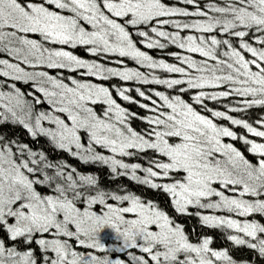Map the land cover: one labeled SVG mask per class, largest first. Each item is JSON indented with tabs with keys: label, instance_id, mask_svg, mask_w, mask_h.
<instances>
[{
	"label": "snow or ice",
	"instance_id": "snow-or-ice-1",
	"mask_svg": "<svg viewBox=\"0 0 264 264\" xmlns=\"http://www.w3.org/2000/svg\"><path fill=\"white\" fill-rule=\"evenodd\" d=\"M183 3L193 5L196 10L172 7L165 0H0V51L8 52L30 67L46 65L48 68H67L72 71L87 69V75L101 79L115 76L123 81L156 83L167 85L168 88L187 84L188 88H181V92L189 88L229 85L218 93L200 91L193 96V101L202 105L205 112H210L211 117L228 120L232 125L242 126L252 136L264 138V130H260L264 129V117L255 122L259 125L258 129L246 120L234 118L224 111L212 110L203 103L205 98L216 101L234 95L244 99L238 101L237 106L228 107L229 112L264 106V0H225L224 6L210 4L209 11L219 15H209V11L199 7L198 0H183ZM175 16H200L205 19L194 23L161 19ZM121 20L123 23L119 22ZM153 21L157 25L171 23L176 29H192L201 33L219 30L238 38L239 49L229 39H217L215 35L207 39L203 35H189L182 39L178 32L169 33L152 26L150 31L156 37L205 58L197 63L189 56L177 55L182 63L198 73L192 76L184 67L155 60L137 47L128 26L149 25ZM26 34H38L43 41L71 48L88 46L87 50L92 55L104 53L131 57L142 66L179 73L188 76V79L153 77L150 81L140 71L118 70L99 63H89L71 51L47 48L42 42L29 39ZM250 34L257 46L245 40ZM137 35L144 38L140 43L148 49L166 47L158 39H152L147 31H139ZM222 45L227 50L218 54ZM244 53H250V58ZM208 60L215 63L209 64ZM0 66H3L0 76L35 82L36 91L53 105L54 111L67 114L66 119L70 124L46 112H40L32 124L33 104L23 98V93L15 85H12L14 93L0 92V100L7 99L9 102L7 111L34 138L38 135L48 136L58 147L69 151L75 145L77 152L74 155H79L85 162L91 160L110 164L113 172H116L117 167H130L133 179L169 194L175 211L181 214L187 213L189 206L223 208L241 217L264 214V143L238 136L229 127L218 125L179 95L170 98L156 91L154 95L162 102L158 104L137 88L138 95L151 100L154 106L139 105L154 113L152 116L138 117L149 125L140 133L128 124L129 118L136 114L127 112L117 104L107 87L75 79L71 80L70 87L46 72H26L19 64L9 63L6 59H0ZM117 91L123 100L136 103L126 94L130 89L120 88ZM12 101L15 103L12 104ZM40 102L39 98L35 100L36 104ZM97 103L107 105L103 115H98L89 106ZM17 109L22 115L17 114ZM43 120L54 123L56 130L43 128ZM81 132L87 134L89 142L113 154L129 156L133 155L129 150H152L166 160H151L152 166L144 168L145 176L140 178L135 175L136 169L141 167L139 164L128 165L114 156L106 157L91 148L84 149ZM224 137L240 139L248 146L247 151L256 158H246L231 143H224ZM2 140L3 137H0ZM25 148L26 145L19 149L21 155ZM36 155L28 151L29 157ZM13 156L9 145L0 147V230L5 232L10 241L23 240L29 248L23 252L17 251L0 237V264H125L123 259L101 260L91 253L83 255L73 250L71 240L83 248L104 250L106 246L100 243L99 233L105 227L112 229L117 239L122 241L117 252L138 248L143 253H127L131 256V264H213L210 257L234 264L226 250L214 251L210 248V238L205 237L199 243L190 242L183 227L155 202H143L132 194L119 195L103 191H98L95 196L86 195L81 189L95 185V177L81 175L78 183L71 173L65 177L61 166L45 164V168H56L55 175H49L41 169L30 167L28 160L18 162ZM40 159L44 157L41 155ZM30 162L33 165L38 163L35 159ZM37 172L41 173L42 178L35 175ZM58 178L63 183H55L52 194H42L37 190L36 185H50ZM152 178L170 182L156 183ZM214 185H221L223 189L237 195H226L225 191L217 190ZM246 196L259 198L246 199ZM210 197L219 199L202 202ZM108 200L120 204L128 202V206H114ZM78 201L85 203L86 207H78ZM94 205H103L104 210L94 211ZM127 214H132L133 218H128ZM200 219L208 227L226 226L253 241L257 240L258 234L264 237V224L254 221L241 223L236 219L212 215H202ZM243 237L229 235L227 239L237 246L246 245L257 250L260 256H264V238H260L257 243ZM33 243L38 246L39 256H34L30 248Z\"/></svg>",
	"mask_w": 264,
	"mask_h": 264
},
{
	"label": "trees",
	"instance_id": "trees-1",
	"mask_svg": "<svg viewBox=\"0 0 264 264\" xmlns=\"http://www.w3.org/2000/svg\"><path fill=\"white\" fill-rule=\"evenodd\" d=\"M165 3L172 6V7L187 9L189 11H195L196 10L193 5H187V4L183 3V0H165ZM210 4H216L218 6H224L225 0H198L199 7L205 11H209V5ZM209 15H219V14L209 11ZM161 19H168L170 21L175 20V21H178L180 23H194V22L202 21L205 18L200 17V16H187V17L175 16V17H164ZM152 26H157L160 30L167 31L169 33H177L178 32L182 39L186 38L189 35H193L196 37L203 35L206 39L210 38L213 35H216L218 39H229L230 42L232 43V45L234 47H236L237 49H239V39L238 38H236L234 36H229L225 33L220 32L219 30H217L213 33H201V32H198V31H195L192 29H184V30L176 29L172 26L171 23L166 24V25H162V26L157 25L156 21H153L149 25H138V26H136L137 27L136 30L147 31V32H149V36L152 39H158L161 43H164L166 45V47L163 49H160V48L148 49L142 43H140V41H142L144 38L139 37L136 33H134V37L138 42V43L136 42V45L140 50L145 51L147 54L152 56L153 59H155V60H163L164 62L169 63L170 65L184 67L186 72H189L190 75H192V76L198 75V73L194 69H189L186 64L182 63L181 59L177 58V55H179L180 57L189 56L193 60H195L196 57H199V58H204V57L200 56L199 53H192V52H188L186 49H180L177 45L172 44L170 41L165 40L164 38L156 37V35L154 33H151V31H150ZM132 28H133V26H130V25L128 26V30H130ZM171 29H173V30H171ZM252 39L253 38H252L251 34L248 37H245V40L253 43L254 46H257V45H255V43ZM61 46L67 47L66 45H61ZM78 47L85 48L86 50L88 48V46H77L75 48H78ZM220 49H221V51H226L227 47L222 45V46H220ZM244 54L246 56L251 55L250 53H244ZM86 55L95 56V55L90 54L89 52H87ZM115 55L116 54H109L108 56L112 59H115V57H114ZM248 58H250V57H248ZM0 59H6L9 61V63H16L13 61L19 62V60L17 58H12L9 55H6V56L0 55ZM124 62H125L124 67L126 69L140 71L141 73L145 74L150 81L152 80L153 77H156L157 79H178L182 75L179 73H169L166 70L157 68L158 72H160V74H161L160 76H158V74L154 72V70H156V69H150L146 66H142V65L138 64L131 57H126L124 59ZM16 64H18V63H16ZM19 64H20V67H22V68L24 67L27 70L29 68L34 69V67H30L29 65H27L23 62H19ZM108 67L116 68V64H110ZM39 68H41V65L39 66ZM45 69L47 72H58V71H56L57 70L56 68L45 67ZM116 69H118V68H116ZM79 71H84V70L83 69H76V70L72 71V70H69L67 68H62L61 72L67 73V74H64L63 76H61L58 79L62 80L66 84H69L68 78H73L77 81H79L80 78H87V79L94 80V81L98 82L99 84L106 82V79L88 78L85 76V74H82ZM73 74L77 75L78 77L74 76ZM0 78L2 79V81H4L3 84H6L7 82H13L12 80L8 81L5 76L0 77ZM110 78H112L113 82H111V84L108 86H113V87H116L118 89L126 88V87H124V85H125V86L132 88L133 90L139 88L141 91H144L145 94H146V92L149 93V94H146L147 96L151 95L152 89H154L155 92L159 91V92L163 93L164 95L169 96L170 98H173V97L179 95L186 103L191 104L192 107L196 111H198L202 115L208 116L209 118H212L214 120H217L218 118L211 117V113L205 112L203 110L202 105L194 103L193 96L200 91H204L206 93H218V92L226 90L228 87H230L229 85H224L220 88H212V87H205L203 89H191V88H189L188 91L181 92L180 91L181 88H188L187 84L174 86L173 88H170L168 90H164L162 88H164L165 85H161V84L141 83V82H138L136 80H133V81L129 80L127 82H123L120 78L115 77V76H112ZM179 79L187 80L188 76L182 75ZM16 81L17 82H13V83L17 86V89H19L20 92L23 93V98L30 103L33 101V108L37 105L38 106V108H36L37 111H39V110H40V112H47L48 111V109L46 107L47 102L40 98V94H38V96H37V98H39L41 100V102L38 104H36L33 99L26 97L25 92H30V93L34 94V92L31 91L33 81H27V82H25L24 80H16ZM123 83H125V84H123ZM1 84H2V82L0 83V86H1ZM21 86H24V88H21ZM133 93H134V91H133ZM117 96H116V98H117ZM133 97L137 98L139 102L140 101L145 102V100L136 96L135 93H134ZM242 99H244V98L237 97V96L233 95V96H230L228 98H222V99L216 100V101L209 100V99L205 98L203 103L205 105H207V107L212 109V110L224 111V112H227L229 115L233 116L234 118L246 120L249 123L253 124V126H255L259 129V125H257L255 122L259 118L264 117V106H253V107L247 109L246 111H237V112H229L228 111V107L237 106V102L242 100ZM247 99H251V97H248ZM151 100H152V98H151ZM151 100H150V102H151ZM158 100H159V98H158ZM158 100H157V103L160 104V101H158ZM8 104H9V102H7L4 105L0 104V112L3 111L2 110L3 108H7ZM12 104H13V102H12ZM97 104L102 105L103 103H97ZM92 106H93V110L97 111L96 105H92ZM37 111L33 110V113L37 112ZM129 111H130L129 113L136 112L135 109H130ZM17 114L20 115V111H18ZM48 114L51 115V113H48ZM148 116H151V115H147L146 113H145V115H143V117H148ZM6 118H5L6 120H9L8 118H10V117H6ZM11 118L13 120L14 125L18 124V126H20V127L10 126V125L5 123V121H4L5 119L4 120L0 119V137H3V140L0 141V147H2L4 145H9L12 149V152H13L14 147H15V150H19L21 147L26 145L27 148H25L24 153L22 154V156H20L21 157L20 160H27L26 157L24 156V154H26V152H28V151H33V152L37 151L38 153H40L44 157V159L41 160L40 162L38 161L39 167H36L35 165L31 166L30 165L31 163H29L30 167L41 169L44 172H47L49 175H55L56 168L52 167L51 169H48L49 171H47L45 169V167L43 166L42 162L45 161L46 163L51 164V165L61 166L62 170L65 173V177L67 176L68 173H71L73 176V179L77 180L78 183H79V176H81V175L93 176L96 178L97 183L93 186H85L84 188L81 189V191L85 192L86 195L88 192H90V193H92L90 196H95L98 191H103V192L114 193V194H119V195L132 194V195L140 197L143 202H147V201L155 202L163 211H165V213L171 219L178 221V223L183 227L184 232L188 236L190 242L199 243L200 241H202L203 238L208 237L212 241L210 244V248L214 251L226 250L228 252V255L231 257V259L234 261L235 264H264V256H260L257 250H253V249L247 247L246 245L237 246L232 241L227 239V237L229 235H237V236L243 237L242 233H238L235 229H228L226 226H224V227H208V226L204 225L200 219V217L202 215H212V216H216V217H220V216L221 217H229L228 215H230L232 217L233 216L235 217V215L233 213L227 214L226 212H223L220 209H209L208 212H206V213H202V212L199 213L200 211H202V208L194 207V206H189L187 213H185V214L178 213L173 208L171 196L169 194L163 192L162 190L152 189L148 185L139 183L136 179L128 180L125 177H118L116 179H113L111 171L109 170L108 166H106L105 164H102L98 161H88V162L80 161V160L73 157L74 156L73 153L75 152V149L73 148V146L71 148V151H69V150L62 149V148L58 147L52 141V139L48 136L38 135L34 138L25 127L23 128V125L21 123L17 122L15 118H13V117H11ZM60 119H64L66 123L70 124V121H68L64 115H62V117ZM131 119H134L136 121V126H132V128L138 132V130L135 127H137V126L139 127V124H140L139 121L136 120V118H134V117H130L129 118L130 124L135 123V122L131 123ZM221 120H222L224 126L229 127L230 130L236 132L238 136L243 135V136H246L248 139L253 140L254 142L264 143V138L252 136L250 133H247L246 129H244L242 126L232 125L228 120H225V119H221ZM41 125L45 128L50 129V130H54V131L56 130L52 126V125H54V126H56V125L54 123L49 125L46 123V120L41 121ZM146 126H147V122L145 121V122H143V124L140 128V133L144 132ZM260 130H264V129H260ZM80 135H81V141H82V139H85L88 141L86 133L81 132ZM224 140H230L231 144L234 147H236L239 151H241L246 156V158H248L250 160L256 158L253 156V154H251L247 151L248 146L245 145L240 139L232 140L231 138H228V137L225 138L224 137L223 141ZM89 143L92 145L91 142H89ZM92 146L96 149L97 153L104 155L106 157L109 156V153L107 151L103 150L102 148H97V146H99V145H95V146L92 145ZM130 152H132L134 154L130 156L131 160L128 157L126 158V163L128 165H130V164L131 165H133V164L141 165V160H139L138 162L135 161V159L138 156L147 157V158H150L152 160L153 159H161V160L165 159L164 157H161L158 153H153L152 150H147L145 152H138V151L130 150ZM19 153H20V151H19ZM40 154H38L37 157H41ZM117 157L119 158L118 155H117ZM155 157H157V158H155ZM147 167H149V166H147ZM73 169H75L74 172L72 171ZM38 174L39 175H36V174L35 175L41 176L40 172H38ZM135 175L137 177H140V178L145 176V175L137 173V172H135ZM41 178H42V176H41ZM57 182L63 183V180L58 178L56 183ZM51 183H54V182H51ZM53 188H54V186H52L50 184V185H43V187H41V188L37 187V190L40 191L42 194H52ZM232 193H234V192H232ZM213 198H218V197H213ZM254 198L255 197H248L247 196V199H253L254 200ZM107 202L110 204H113L114 206H121V207L122 206H128L127 202H124L123 204H120L119 202L112 201V200H108ZM77 206L80 208H84V207H86V204L78 201ZM93 210L97 211V212L103 211L104 210L103 205H94ZM127 217L133 218L132 214H127ZM249 217H251V215L247 216V217H241L237 214V216H236V218H245V219L250 221L251 218H249ZM263 224H264V220H263ZM153 230H155V226H153ZM112 234L115 235V238L113 239L112 243L109 242V245H108L105 241H103L102 243L100 242L101 244H104L106 246V248L104 250L90 249V251L87 253H91L92 255H95L101 260H104V259L111 260L113 258L123 259L125 261V264H131V256H129L127 253L131 252L134 255H143V253H141L138 248L137 249H127L124 252H117V251L113 252V250L111 249V246H113L117 249L122 245V241L117 239L116 233L113 230H112ZM0 237H3L9 246H14L17 251L23 252L25 250H28V248H29V246L25 245L23 240H18L17 242L10 241L7 238V236L3 230H0ZM243 238H245L246 240L248 239V241L250 239L249 242H257L258 243V241H256V240L253 241L252 238H247V237H243ZM258 238L260 239V238H264V237H261L258 234ZM30 248H31V250H33L34 256H38V254H40L38 246L35 243H33L30 246ZM108 248H109V250H108ZM73 250L81 253L79 248L78 249L73 248ZM210 258L213 259V263L217 261V260H215L214 257H210ZM224 263L226 264V262H224ZM150 264H151V262H150Z\"/></svg>",
	"mask_w": 264,
	"mask_h": 264
},
{
	"label": "rangeland",
	"instance_id": "rangeland-1",
	"mask_svg": "<svg viewBox=\"0 0 264 264\" xmlns=\"http://www.w3.org/2000/svg\"><path fill=\"white\" fill-rule=\"evenodd\" d=\"M64 14H66V15H71V13H67V12H64ZM119 22H121V23H123V21H119ZM90 27V26H89ZM137 29V27H133L132 29H130V30H128L129 32H130V34L132 35V38H133V40H134V42L136 43L137 42V40L135 39V37H134V33H136L137 34V32H139V30H136ZM171 30H173V29H171ZM5 31H11V30H9V29H5ZM27 35V37L29 38V39H34V40H37V41H40V42H42L43 44H44V46L45 47H47V48H52V49H63V50H67V51H71L74 55H76L78 58H81V59H84V60H86L87 62H89V63H99V64H102L104 67H108L110 64H116V68H118L119 70H125L126 68L124 67V65H125V62H124V59L126 58V57H120L119 55H115L114 57H115V59H112V58H110L108 55L109 54H104V53H101L100 55H96V57L95 56H89V55H86V53L87 52H89L88 50H86L85 48H81V47H78V48H71L70 46H67V47H65V46H61V45H59V44H52V43H49V42H47V41H43L42 40V38L38 35V34H26ZM216 36V35H215ZM217 37V36H216ZM218 39V38H217ZM253 40V39H252ZM254 41V40H253ZM138 43V42H137ZM144 45V44H143ZM220 52H222L221 51V49L219 48L218 49V54L220 53ZM0 53H5L6 55H9L8 54V52H6V51H0ZM90 53V52H89ZM10 56V55H9ZM12 57V56H11ZM246 57H249V56H246ZM12 58H15V57H12ZM109 58V59H108ZM222 59H225L224 57H221ZM113 60V62H110V61H112ZM195 60L197 61V63H200L201 61H203V60H205L204 58H199V57H196L195 58ZM118 61H119V63H118ZM13 62H16V63H18L19 64V62H22V60H19V62L18 61H13ZM208 63H210V64H214L215 62L214 61H211V60H208ZM20 65V64H19ZM39 66L40 65H38L37 67H34V69L33 68H29L28 70L27 69H25L24 67V70L26 71V72H46V73H48V75L49 76H52V77H54V78H60L61 76H63L64 74H67V73H62L61 72V69L62 68H56L57 70L56 71H58V72H47L46 71V69H45V67H47L46 65H41V68H39ZM3 66H0V68H2ZM84 71H79L80 73H82V74H85V73H87V69H83ZM154 72L155 73H157L158 74V76H160L161 74H160V72H158V70L156 69V70H154ZM69 74V73H68ZM74 76H77V75H75V74H73ZM85 76L86 77H88V78H93V79H101V78H98V77H96V76H91V75H87V74H85ZM182 76V75H181ZM180 76V77H181ZM7 77H9V81H10V76H7ZM78 77V76H77ZM110 77H112V76H110ZM107 78L106 79V82H104V83H101V84H99L98 82H96V81H94V80H91V79H87V78H80V80L78 81V82H83V83H92V84H95V85H97V86H99V87H107L108 89H109V91L111 92V95H112V98L116 101V103L117 104H119L122 108H124L125 110H127V112H130L129 110L130 109H135L136 110V112H134V114H136L135 116H132V117H134V118H136V120H138L139 121V127L137 126V127H135L137 130H138V132H140V128H141V126H142V124H143V122H145V120H142V119H140V118H138V117H143V115H145V113L147 114V115H154V113H152V112H150V111H148L147 109H145V108H141L139 105L140 104H147V105H149L150 107H154L153 105H151V102H150V100H146V99H144L143 97H140L139 95H138V93L136 92V89L135 90H133L132 88H130V87H128V86H125L124 85V87H126V88H128V89H130V91H128L126 94L127 95H129L131 98H133L135 101H136V103H133V102H130V101H125V100H123L121 97H120V95L118 94V91H117V89L118 88H116V87H113V86H108V85H110L111 84V82H113L112 81V78ZM179 77V78H180ZM119 78V77H118ZM178 78V79H179ZM73 78H68V82H69V86L71 87L72 86V84H71V80H72ZM60 80V79H59ZM122 80V79H121ZM1 81H2V79H0V83H1ZM62 81V80H61ZM123 81V80H122ZM130 81H133V80H130ZM3 82L4 81H2V84H1V89H0V92H3V93H5V94H8V93H14V89L12 88V85H15L13 82H7L6 84H3ZM63 82V81H62ZM123 82H127V81H123ZM136 82V81H135ZM64 83V82H63ZM123 84H125V83H123ZM228 87V86H227ZM15 88L17 89V86L15 85ZM21 88H23V87H21ZM32 89H33V92H35V94H32V93H30V92H25V95H26V97H28V98H30V99H33L34 100V102H35V100L37 99V96H38V94H40V98L41 99H43V100H45L46 102H47V99L46 98H44L42 95V93H40V92H37L36 91V86H35V82H33V85H32ZM162 89H164V90H168V89H170V88H168L167 87V85H165L164 86V88H162ZM133 91H134V93H135V95L136 96H138V97H140L141 99H143V100H145V102L144 101H138V99L137 98H135V97H133L134 96V93H133ZM224 91V90H223ZM151 93V92H150ZM154 93H155V91H154V89H152V93H151V95H148L149 97H151L152 98V100H158V98L154 95ZM199 93V92H198ZM197 93V94H198ZM146 94H149V93H147L146 92ZM115 95V96H114ZM118 95V96H117ZM196 95V94H195ZM116 96H117V98H116ZM158 101H160V100H158ZM8 102V100L7 99H4V100H0V104L1 105H4V104H6ZM13 102V104L15 103V101H12ZM144 102V103H143ZM32 104H33V101L31 102ZM162 102L160 101V104H161ZM96 105V107H97V111H95L98 115H103V112L105 111V109L107 108V105L106 104H102V105H98V104H95ZM90 107H92L93 108V106L90 104L89 105ZM46 107H47V109H48V111L46 112V113H51V116H58L59 118H61L62 117V115H64L65 117L67 116V114L66 113H59V112H56V111H54V107H53V105H50L48 102H47V104H46ZM36 108H38V106L36 105L33 109H32V116H31V119H30V123H32V124H34V120H35V117L37 116V115H39L38 113L40 112V110L39 111H37L36 110ZM3 111H1L0 112V119H5L6 117H10V118H8L9 120H4L5 121V123L6 124H8V125H10V126H14V127H20V126H18V124H16V125H14V123H13V120H12V115H11V113L10 112H8L7 111V108H3L2 109ZM33 110L34 111H37V112H34L33 113ZM166 110V109H165ZM19 111V109H17V112ZM20 115H22L21 113H20ZM214 120V119H213ZM43 121H45V120H43ZM130 122V120H128V124H129V126L130 127H132V126H136V121L134 120V119H131V123L132 122H135L134 124H130L129 123ZM214 122L215 123H217L218 125H220V126H224V124H223V122H222V120L221 119H217V120H214ZM46 123L47 124H49V125H51V124H53V123H51L49 120H46ZM42 126V125H41ZM53 126V128H55L56 129V127L57 126H54V125H52ZM148 124H147V126L145 127V129L146 128H148ZM43 127V126H42ZM23 128H24V126H23ZM43 128H45V127H43ZM45 129H48V128H45ZM50 130V129H49ZM52 131H54V130H52ZM9 137V136H8ZM225 138H227V137H225ZM224 143H231V141L230 140H224L223 141ZM81 143H82V145L84 146V149H88V148H91V149H93L95 152H96V149L92 146V145H96V144H90L87 140H85V139H82V141H81ZM86 145V146H85ZM73 148L75 149V152H77V149L75 148V145H73ZM97 148H102L103 150H105V151H107L108 153H109V156L108 157H115V159H117L118 157H117V155L119 156V158L117 159V160H120V161H122L123 163H125V164H127L126 163V158L128 157L130 160H131V155H129V156H121V155H119V154H113V153H111L108 149H106V148H103V147H101L100 145L99 146H97ZM130 151V150H129ZM133 151H137V150H134L133 149ZM74 152V153H75ZM35 153L38 155V154H40V153H38L37 151H35ZM153 153H155V152H153ZM13 154H14V156H13V158L14 159H16L18 162L20 161V156H22L21 155V153H19V150H15V147H14V150H13ZM69 154V153H68ZM134 154V153H133ZM37 155L36 156H34V157H29L28 156V152H26V154H24V156L26 157V159L29 161V163H31L30 161H31V159H35V160H37V161H41V159H40V157H37ZM154 155V154H153ZM40 156H41V154H40ZM74 158H76V159H78V160H80V161H85V160H83L79 155H74L73 156ZM155 158H157V157H155ZM135 159V158H134ZM139 160H141V167L139 168V169H136V172L137 173H140V174H143V175H145V173H144V171H143V169L144 168H146L147 166H152L151 165V163H150V161L152 160V159H150V158H147V157H140V156H138L136 159H135V161H139ZM164 160H166V158L164 159ZM89 161H91V160H89ZM43 163V166L45 165V164H48V163H46L45 161H43L42 162ZM31 166L33 165V164H30ZM106 166H108V168H109V170L111 171V173H112V178L113 179H116V178H118V177H125V178H127L128 180H133V178H132V169L129 167V169H122V168H119V167H117L116 169V172L114 173L113 171H112V166L110 165V164H105ZM131 165V164H130ZM35 166L36 167H39V164L37 163V164H35ZM47 171H49L48 169H51V168H45ZM154 170H156V169H154ZM27 174V173H26ZM36 175H39L38 174V172L36 173ZM141 178H143V177H141ZM153 179V181L154 182H156V183H167V182H170V181H168V180H160V179H158V178H152ZM133 182V181H132ZM54 183H56V181H54ZM54 183H51V185L52 186H55V184ZM36 187H39V188H41V187H43V185H36ZM214 187H216V189H219V191H225V194L226 195H229V196H236L237 195V193H232L231 191H227V190H225V189H223L222 188V186L221 185H214ZM223 189V190H222ZM92 193H90V192H88L87 193V195H91ZM213 197H210V198H208L207 200H204V201H202L203 203H208L209 201H211V202H215L216 200H218L219 198H213ZM246 199H247V196L245 197ZM259 197H255L254 199H258ZM212 199V200H211ZM173 208H174V206H173ZM175 209V208H174ZM208 208H202V211H200L199 213H206V212H208ZM220 210H222L223 212H226L227 214H230V213H233L234 215H235V217L233 216H230V215H228L229 217H224V218H230V219H236V220H238V221H240L241 223H243V222H245L247 219H245V218H236V216H237V214L235 213V212H228L226 209H223V208H221ZM221 217V216H220ZM249 218H251L250 219V221L249 220H247V221H249V222H252V221H254V222H257V223H261V224H263V220H264V214H259V213H255V214H252L251 215V217H249ZM174 222H176V223H178V221H175L174 220ZM99 238H100V242L102 243L103 241H105L108 245H109V242H113V239L115 238V235L114 234H112V229H110V228H108V227H105L104 229H102L101 230V232L99 233ZM259 240V238H257V240L256 241H258ZM70 243L72 244V247L74 248V249H80V251H81V254H83V255H88L89 253H87V252H89V249H87V248H83V247H81L79 244H78V242H76L75 240H71L70 241ZM111 249L113 250V252H115L116 251V248L115 247H113V246H111ZM108 250H109V248H108ZM38 256H39V254H38ZM225 261H223V260H219V261H216V262H214L213 264H225L224 263ZM235 264V263H234Z\"/></svg>",
	"mask_w": 264,
	"mask_h": 264
},
{
	"label": "flooded vegetation",
	"instance_id": "flooded-vegetation-1",
	"mask_svg": "<svg viewBox=\"0 0 264 264\" xmlns=\"http://www.w3.org/2000/svg\"><path fill=\"white\" fill-rule=\"evenodd\" d=\"M0 55L1 56H6V54L5 53H0ZM0 77H3V76H0ZM6 77V79L8 80L9 79V77H7V76H5ZM11 80L13 81V82H17L15 79H12L11 78ZM1 88V87H0ZM32 88V87H31ZM35 93V92H34Z\"/></svg>",
	"mask_w": 264,
	"mask_h": 264
},
{
	"label": "bare ground",
	"instance_id": "bare-ground-1",
	"mask_svg": "<svg viewBox=\"0 0 264 264\" xmlns=\"http://www.w3.org/2000/svg\"><path fill=\"white\" fill-rule=\"evenodd\" d=\"M205 213V212H204ZM226 231V230H225ZM228 232V231H227ZM229 234V233H228ZM248 240V239H247ZM249 241H250V239H249Z\"/></svg>",
	"mask_w": 264,
	"mask_h": 264
}]
</instances>
